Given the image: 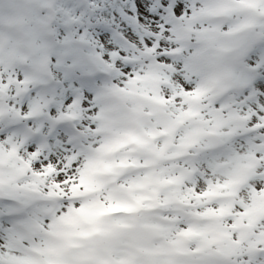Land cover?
Returning a JSON list of instances; mask_svg holds the SVG:
<instances>
[{
    "label": "snow or ice",
    "instance_id": "6c2138e0",
    "mask_svg": "<svg viewBox=\"0 0 264 264\" xmlns=\"http://www.w3.org/2000/svg\"><path fill=\"white\" fill-rule=\"evenodd\" d=\"M0 264H264V0H0Z\"/></svg>",
    "mask_w": 264,
    "mask_h": 264
}]
</instances>
